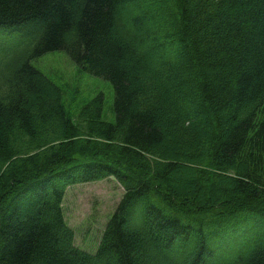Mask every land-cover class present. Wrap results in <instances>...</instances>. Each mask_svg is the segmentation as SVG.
I'll use <instances>...</instances> for the list:
<instances>
[{"label": "trees", "instance_id": "obj_1", "mask_svg": "<svg viewBox=\"0 0 264 264\" xmlns=\"http://www.w3.org/2000/svg\"><path fill=\"white\" fill-rule=\"evenodd\" d=\"M10 30L0 264H264V0H0ZM53 52L112 85L114 123L102 96L70 117L31 64ZM111 177L93 254L63 202Z\"/></svg>", "mask_w": 264, "mask_h": 264}, {"label": "rangeland", "instance_id": "obj_2", "mask_svg": "<svg viewBox=\"0 0 264 264\" xmlns=\"http://www.w3.org/2000/svg\"><path fill=\"white\" fill-rule=\"evenodd\" d=\"M2 33L0 45L3 48L9 49L16 44L15 30ZM31 64L62 90L64 108L73 120L87 104L102 96L103 120L115 122L112 85L83 72L66 52L47 53ZM124 193L123 186L113 177L67 189L63 207L66 221L75 232L76 246L96 253L108 220Z\"/></svg>", "mask_w": 264, "mask_h": 264}]
</instances>
